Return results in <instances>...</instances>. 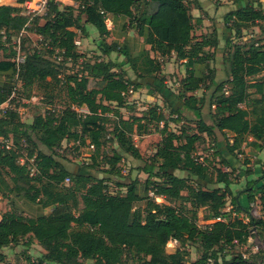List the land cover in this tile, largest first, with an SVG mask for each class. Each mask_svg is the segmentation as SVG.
<instances>
[{
  "label": "trees",
  "instance_id": "obj_1",
  "mask_svg": "<svg viewBox=\"0 0 264 264\" xmlns=\"http://www.w3.org/2000/svg\"><path fill=\"white\" fill-rule=\"evenodd\" d=\"M73 1L77 7L49 0L43 24L33 29L48 49L43 54L38 50L27 53L18 69L13 60L16 49L12 38L29 28L34 15L26 14L24 7L0 4V104L7 100L14 86L16 91L20 86L30 92L39 81L51 88L59 85L66 98L62 109L36 114L30 123L20 119L15 107L0 110V136L10 138L13 143L11 150L0 149V197L22 198L48 209L38 216L10 210L0 217V264L6 257L3 248L16 245L21 239L26 240V245L35 243L42 250L38 261L28 264H85V260H92L89 264H124L126 252L136 256V264H255L241 253L225 260L221 252L246 242L252 226L264 238V160L255 158L264 147V82L251 81L264 70V41L245 39L231 44L232 37L226 40V48L231 47L226 59L227 79L217 83L211 93L214 123H206L197 105L202 99L192 94L203 83L195 66L212 60L219 37L216 31L195 37V24L200 25L202 20L192 14L190 0ZM234 1L244 5L228 10L224 22L234 31V37H242L244 25L264 20V10L255 7L253 0ZM193 7L199 8V2ZM108 16L126 17L149 48L131 54L117 40L109 42L110 29L105 23ZM90 26L97 32L99 55L118 51L124 58L118 62L101 57L83 59L76 47L77 31L88 37ZM54 51L62 54L61 63L51 58ZM171 54L185 66V75L170 102V114L176 116L167 118L159 105L154 104L141 115L123 117L119 108H132L126 100L128 89L143 86L126 76L125 66L138 79H152L151 90L161 94L166 103L168 96L162 88L165 79L159 58ZM79 59L84 74L71 73L60 82V64ZM89 78L100 79L101 84L89 87ZM176 100L181 101L182 108L180 104L176 106ZM111 103L115 106L111 107ZM83 106L87 111L79 112L77 109ZM182 109L196 115V132L188 133L181 127L176 133L169 127L170 122L181 121ZM108 112L117 117L111 132L117 148L109 157L100 155L101 160L105 158L103 163L108 168L104 170L108 174L121 175L119 162L123 153L141 159L134 135L146 133L150 130L147 127L154 126L161 137L150 162L140 167L145 179L118 182L120 191L115 193L108 189L106 178L92 173L102 168L98 157L104 146ZM217 131L226 136L227 154L216 146ZM202 134L209 138L211 148H215L213 154L226 170L211 169L204 159L196 160V143L203 139ZM32 135L48 151L32 142L27 156H34L36 161L34 175L17 162L23 153L19 145H14L22 137L31 141ZM249 137L252 146L249 154L253 158L243 157V145ZM63 142H72L76 147L90 143L94 150L74 170L58 152ZM226 155L241 160L244 175L250 176L245 187L234 194L230 185L236 167ZM177 169L187 175H177L174 173ZM190 177L197 180L195 184L188 181ZM156 196L164 202H157ZM176 200L182 203L180 209L171 204ZM227 200L230 209L224 211ZM255 200L262 212L259 218L249 214V205ZM200 207L207 209V219H214L205 228L195 223ZM233 213H242L247 221L226 220ZM170 239L181 245L185 241L198 242L200 256L188 263L179 249L167 253L165 245Z\"/></svg>",
  "mask_w": 264,
  "mask_h": 264
},
{
  "label": "rangeland",
  "instance_id": "obj_2",
  "mask_svg": "<svg viewBox=\"0 0 264 264\" xmlns=\"http://www.w3.org/2000/svg\"><path fill=\"white\" fill-rule=\"evenodd\" d=\"M18 0H0L1 4H11V5H17L20 7H23V3H18ZM60 5H75L77 7V3L73 0H57ZM203 5L198 8V12L194 11L195 8L193 6H197L196 0H190L189 6L191 8V12L195 14H199L201 20H204L200 25L195 24V30L193 33L195 34V37L199 36V33H206L209 34L213 31H216L218 33L219 27L224 29V26H227L224 22V15L227 12V6H232L235 4V8L240 7V2H235L234 0H202ZM241 5H244L243 2H241ZM253 5L255 7H258L262 10H264V0H253ZM194 15V14H193ZM43 13L37 14L32 16V20L28 24L27 27H29L26 31H20L12 38V44L14 47L18 48L20 51V54L24 57L23 61L25 59V55L29 52H32L34 50H38L42 54L45 53L48 49L46 48L47 45L44 44V42L39 38V35L33 31L35 26H40L44 22V18L42 17ZM106 26L108 29H110V35L107 37L108 41L115 39L119 42V44L122 46L124 45L131 54H136L140 52V50L143 47V42H140L138 38L135 36L136 30L131 27L130 24H128L126 17H119L116 22L112 21V17L108 16L105 20ZM204 27L206 28V31L203 30ZM90 28L96 32V29L94 26H90ZM213 28V29H212ZM31 29V30H29ZM229 29V28H228ZM91 32L90 29H88L89 36L93 35L95 32ZM243 35L245 38H241L238 35H235L234 37L233 32L230 31V36L232 39L230 40L231 44L233 43H239L242 41H246L245 39L251 40H257V41H264V20L259 22H254L252 24H247L243 26ZM78 32L77 39L81 40L79 44H76L77 50L81 55L83 56V59H91L95 60L97 57H101L103 59L113 60L115 62H118L119 60L123 59V55L117 52H112L108 56L106 55H99L98 52V46H97V40L94 39V43L90 41V39L86 37H82L81 34ZM97 33V32H96ZM123 34H126L124 38H122ZM221 36V35H220ZM96 38V36H95ZM226 38V39H228ZM221 48L218 50H215L213 53V58L210 60L206 65L200 64L196 65V72L203 77V83L194 92H192L195 97L202 99L199 105V109L201 112V117L206 123H214V105L212 103L211 93L215 87V85L221 81H224L227 79V65H226V59L227 55L231 51V47H227L224 45L223 50ZM222 50V51H221ZM210 51V50H209ZM54 54H56V51H54ZM54 54L51 55V58L56 63H61V59H57ZM58 55V54H56ZM171 56L165 57L163 61V65H166V62L170 61ZM15 57L13 58V60ZM82 59H79L75 63H71L69 61L60 64V69L58 74V78L60 82L64 81V78L66 75L71 73H82L83 71V63L80 62ZM85 60H83L84 62ZM180 60H177L174 58V61L172 63V66L169 67V69L165 72L163 70H166L165 68L161 67V74L164 76L165 84L163 88V92L166 93L168 96V99L166 100V103L163 101L164 98L158 94V92H154L155 95L152 96V98H146L147 90L144 88L143 90H137L138 94L136 95V90L133 93H129L126 96V100L129 103L128 106H132V108H119L120 114L125 117H133L137 115H141L144 111L147 110L149 106H152L154 104L159 105L160 110L164 113V115L167 118L175 117L176 115L170 114V102L175 99L173 97L175 93L178 91L180 87V80L185 75V67L184 70L181 68ZM82 63V64H81ZM218 67H223V71H218ZM117 70V68L115 69ZM126 76L128 78H135L134 72L130 70L128 67L126 68ZM263 81L264 82V70L261 71L259 74L253 76L251 78V81ZM20 84V83H19ZM101 84L100 79H93L89 78V87H97ZM18 86V83H17ZM23 89V88H22ZM20 86L18 87V91H16V94L11 98V106L18 109V114L20 119L24 123H30L33 119V117L36 114L44 113L45 111L51 110L54 108L55 110L62 109L65 106L66 98L64 96V91L61 89L59 85L55 87L46 86L44 82H36L30 92L27 90H22ZM172 95V96H171ZM177 99V98H176ZM176 100V106L180 104L179 107L182 108L181 101ZM169 103V105H168ZM111 107H114L115 104L111 103L109 104ZM80 110L86 109L85 106L79 107ZM86 111V110H85ZM171 115V116H170ZM107 119L104 121V146L99 151V157L98 161L100 162L101 169L98 168L95 171H92L95 175L99 177L106 178V182L108 185V189L111 192H118L120 191L117 183L118 182H127L131 178H138L140 180L145 179L146 174L140 171V167L144 163H148L151 160V156L156 150V145L158 144V141L160 140V134L154 129V126L147 127L148 132L143 133L141 135H137L136 139L133 138V142L137 145V148L139 149L141 153V159L136 160L129 154L123 153L122 159L119 162V166L121 167V175H113L108 174L105 172L104 169H107L108 166L103 163L104 159L101 160L100 155H104L105 157H109L112 155V152L114 149L117 148L115 142L112 140V129L115 123V120L117 117L114 115L113 112H108L106 114ZM171 119V118H170ZM181 121L179 123L170 122L169 127L174 130L176 133L180 132L181 127H184L188 133H194L196 132V123H197V117L196 115L187 110L182 109ZM203 135V139L198 141L196 143V154L199 155L202 159H204L207 163H209L211 169L220 168L221 170H226L227 168L223 166L220 162V158L216 157L213 153L215 148H211L213 145L209 138L205 135ZM222 138L224 140H222ZM220 139L221 141H225L226 136L223 135L220 132H216V140ZM249 138L246 140L247 146H250ZM32 142H36L38 145V148L44 150L45 152H48L45 147H43L38 141L36 140L35 136H31V141L27 140L25 137H22L18 142L14 143L16 146H20V151L23 154H27L29 149L32 148ZM247 149H243V157H250L251 154L249 152L251 151L246 147ZM60 150V151H59ZM58 150L59 154L65 159V163L68 165L69 168L77 169V166H79L82 161L85 160V156L88 154V150L86 148V144H82L80 147H76L73 145L72 142L65 143L63 142L61 145V148ZM258 155V153H256ZM242 158V157H241ZM257 158V156H255ZM243 159V158H242ZM261 160H264V154H262ZM236 166V170H234L233 173H231V176L233 178V183L230 185L232 189V193H236L238 190H242L245 185L246 181L250 176H245L243 169L244 166L242 164L241 160L234 159ZM234 162V161H233ZM215 171V170H214ZM174 173H176L179 176H186L187 172L184 170H174ZM240 174V175H239ZM252 177H256L253 175ZM188 181L192 184L196 183V179L194 177L188 178ZM185 193V192H183ZM229 199V198H228ZM157 202H164L162 198H157ZM172 205H174L177 209H180L182 206L181 201L176 200L171 202ZM187 207H189L187 205ZM229 200H227L224 211H227L229 208ZM25 206L22 202V198H7L6 197H0V217L4 213H8L10 210L18 213H24L25 212ZM249 214L254 218H259L262 216V212L260 210V205L257 200H255L252 204L249 205ZM208 211L205 207H200L196 211V219L195 223L198 227L203 226L205 224L212 223L214 219H207ZM231 218H236L235 216L231 215L230 218H226V220H231ZM244 221H247V218H242ZM174 239H170L167 241L165 245V250L167 253L173 252L176 249H179L183 254V259L187 261L188 263L195 261L198 259V257L201 254V247L198 242H192V241H185V244H180L178 241H173ZM25 239H21L16 245H9L8 247L3 248V251L5 253V260L2 264H28L29 261H35L37 262L39 259L40 254L42 253V250L40 246L33 243L32 245H26ZM243 254L245 258L252 259L255 264L262 263L264 264V238L259 235L253 226L251 227L248 235V239L244 243H237L231 246L230 248H225L221 252V255H224L225 260H231L233 257H235L237 254ZM242 256V257H243ZM123 262L124 264H136L137 258L135 255H132L131 253H124L123 256ZM221 262V261H220ZM85 264L92 263V260H85ZM221 264V263H219Z\"/></svg>",
  "mask_w": 264,
  "mask_h": 264
},
{
  "label": "crops",
  "instance_id": "obj_3",
  "mask_svg": "<svg viewBox=\"0 0 264 264\" xmlns=\"http://www.w3.org/2000/svg\"><path fill=\"white\" fill-rule=\"evenodd\" d=\"M197 1L199 2V6H202L203 5L202 4L203 3L202 0H197ZM234 6H235V4L232 5V6L231 5L230 6H227V11L230 10V9H232V8H235ZM240 6H241V2H240ZM194 11L198 12V8H195ZM192 14H194V16H199L198 13L197 14L192 13ZM118 18H119L118 16L112 17V21L113 22H116ZM202 22H204V20H202ZM89 29L91 30V32L93 31L91 28H89ZM203 30L206 31V28L204 27ZM93 32H95V31H93ZM125 35L126 34H123L122 38H124ZM95 36L97 38V33L96 32L93 33V35H90V36L88 35V37H86V38L90 39L91 43L92 42L94 43V39L96 40ZM135 36L138 38V40L140 42H142V38L140 36H138L137 33H135ZM229 36H230V30L228 28H227V31H226V27L225 26H224V29L221 28V27H219V29H218L219 43H218V45H217V47H216L215 50H218L219 48H221V44L222 43H223V45H222V50H223V47H224L225 42L227 40L226 38H228ZM80 41L81 40H77L78 44L80 43ZM142 48L148 49L149 46L146 45V44H143V47ZM150 54H151V56L154 55V53H152V52H150ZM170 56H171L170 61L169 62H166V65H163V61H164V58L165 57H168V56L160 57L159 58V60L162 63L161 64V67H163V68L166 69V70H163V72L167 71L169 69V67L172 66V63L174 61L175 56H174V54H171ZM179 62L181 63L182 70H184V67L185 66L182 64L181 61H179ZM125 67L127 68V66H125ZM218 71H223V67L222 68L221 67H218ZM131 79L134 80L135 82H138L139 81V82L143 83V86L140 87V88H138L137 90L139 91V90H143L144 88H146V90H147L146 98H152V96L155 95L154 92L151 90L152 84H153V80L152 79H150V78L138 79L137 77L131 78ZM1 82H2V76H0V83ZM137 90L135 92L136 95L138 94V91ZM159 95L161 96V94H159ZM249 139H250L249 140V142H250L251 141V138L249 137ZM222 140H224V139L222 138ZM216 146H217V148H218V150L220 152L227 154L226 149H225V143H223V141H221L220 139H217L216 140ZM246 147H248V149H252V146L251 145L250 146H247V144L246 145H243V149L244 148L247 149ZM257 153H258V155H255V156H257V158H261L262 154H264V147L261 150H258ZM226 157L228 158V160L230 161V163L234 165V167L237 166L235 164V160H234V158L232 156L226 155ZM22 202H23V204H24V206L26 208L24 213L27 214V215H29V216H38V215H41L43 213L48 212V209L42 208L39 204L30 202V201L25 200V199H22Z\"/></svg>",
  "mask_w": 264,
  "mask_h": 264
},
{
  "label": "built area",
  "instance_id": "obj_4",
  "mask_svg": "<svg viewBox=\"0 0 264 264\" xmlns=\"http://www.w3.org/2000/svg\"><path fill=\"white\" fill-rule=\"evenodd\" d=\"M57 1V0H56ZM48 2L49 0H25L24 3H23V7H24V11L26 14H31V15H36V14H41V13H44V11L46 10V7L48 5ZM23 31V30H21ZM241 38H245L244 36H242ZM76 43H78L76 41ZM16 49V55H15V63H16V66H17V69H18V65L23 61V56L20 54V51L18 48L14 47ZM57 56L56 58L57 59H61L62 58V54H60L59 52H57ZM15 77H17V74L15 75ZM135 92L133 87H130L128 89V92H127V95L129 93H133ZM16 94V87L14 86L12 91H11V94L9 95V97L7 98V100L3 103L0 104V110L2 112L5 111V109L7 107H11V98ZM79 112H86L87 110L86 109H82L80 110L79 108L77 109ZM86 110V111H85ZM160 125L163 124V121H160L159 123ZM136 135L133 136V138L136 139ZM13 147V143H12V140L10 138H6V137H2L0 136V149H3V150H11ZM87 150H88V154L85 156V160L89 157V154L92 150H94V146L93 144H88L86 146ZM198 157L196 158V160L198 162H202V158L197 155ZM17 162L20 164V165H25L26 166V169L29 171V174L30 175H34L37 171V165H36V161L34 159V156H30L28 157L27 154H22L20 155L18 158H17ZM65 182L68 183L69 182V178H65ZM151 195V193H150ZM159 198V197H155V200ZM162 198V197H160ZM163 199V198H162ZM230 208V207H229ZM233 216H235L236 218L238 219H241L244 217V215L242 213H233ZM247 218V217H246ZM219 219V218H217ZM210 224V223H209ZM208 225V224H205L203 226H200V228H205V226ZM173 241H176L175 239ZM243 256V254H242ZM243 258H245L243 256Z\"/></svg>",
  "mask_w": 264,
  "mask_h": 264
}]
</instances>
